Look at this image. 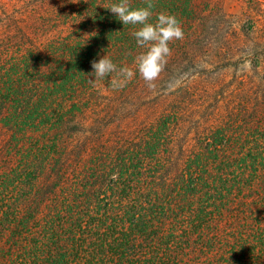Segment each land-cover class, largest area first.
Listing matches in <instances>:
<instances>
[{"label":"trees","instance_id":"trees-1","mask_svg":"<svg viewBox=\"0 0 264 264\" xmlns=\"http://www.w3.org/2000/svg\"><path fill=\"white\" fill-rule=\"evenodd\" d=\"M35 2L21 19L41 35L0 45V264H264V104L231 100L210 123L207 90L201 129L184 108L198 90L171 84L154 118L140 119L146 104L129 115L105 101L150 89L138 72L122 89L89 83L92 61L135 70L146 51L139 25L105 8L119 0ZM153 3L150 22L194 29L193 0ZM182 44H169L171 75Z\"/></svg>","mask_w":264,"mask_h":264},{"label":"rangeland","instance_id":"rangeland-1","mask_svg":"<svg viewBox=\"0 0 264 264\" xmlns=\"http://www.w3.org/2000/svg\"><path fill=\"white\" fill-rule=\"evenodd\" d=\"M35 1L0 0V45H4L2 41L7 35H20L22 30L29 37L41 35L32 25L36 18L21 19L34 8H40V3ZM193 10L195 27L191 31L189 26L183 28V44L179 46V55L176 54L178 61L173 65L172 75L170 70L164 69L161 74H165L166 79H157L154 88L137 91L126 103L119 96L106 103L128 105L129 115L138 113L146 104L140 119L154 118L155 112L148 104L152 106L156 96L160 97V91L174 84L175 89L183 93L192 86L198 90V95L184 108L191 122L195 116L203 122L201 129L206 128L205 106L212 100L207 90L214 93L216 101L208 111L210 114L215 111V117L208 119L210 123L228 114L231 100H244L253 109L257 105V108L263 107L264 0H193ZM37 25L40 27L41 23Z\"/></svg>","mask_w":264,"mask_h":264},{"label":"clouds","instance_id":"clouds-1","mask_svg":"<svg viewBox=\"0 0 264 264\" xmlns=\"http://www.w3.org/2000/svg\"><path fill=\"white\" fill-rule=\"evenodd\" d=\"M145 4V7L133 8L129 0H119L118 3L105 7L115 14L123 25H139L132 35L137 45L146 51L135 57V70L129 67L118 68L107 55L98 62L92 61L94 71L89 75L94 76L95 80L89 79V83L111 77V87L122 89L138 72L150 89L155 87V81L172 54L170 42L184 39V32L177 18L165 12L157 15L155 23L150 22L153 16V0H145Z\"/></svg>","mask_w":264,"mask_h":264}]
</instances>
